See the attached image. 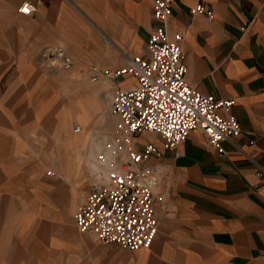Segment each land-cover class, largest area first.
Masks as SVG:
<instances>
[{
    "label": "crops",
    "instance_id": "0c3cea01",
    "mask_svg": "<svg viewBox=\"0 0 264 264\" xmlns=\"http://www.w3.org/2000/svg\"><path fill=\"white\" fill-rule=\"evenodd\" d=\"M4 1L0 264H264V175L256 174L264 168V0H174L168 30L184 31L185 78L233 98L229 111L240 133L222 142L223 152L199 129L174 148L151 131L134 135L137 148L156 144L149 163L160 166L157 233L137 249L78 229L74 212L91 185L85 158L94 149L87 135H69L78 132L69 130V118L83 121L85 79L109 107L114 87L135 83L132 75L92 81L89 66L116 68L134 54L148 56L153 0H28L29 13L18 10L24 0H10L15 15L6 20ZM199 2L212 17L190 13ZM54 46L72 58L69 68L52 63ZM69 69L82 76L70 84L71 116Z\"/></svg>",
    "mask_w": 264,
    "mask_h": 264
},
{
    "label": "built area",
    "instance_id": "2783aa9c",
    "mask_svg": "<svg viewBox=\"0 0 264 264\" xmlns=\"http://www.w3.org/2000/svg\"><path fill=\"white\" fill-rule=\"evenodd\" d=\"M173 3L174 0H153L155 23L147 40V57L134 54L116 68L89 66L92 81L101 75L135 78L128 87L113 88L109 109L117 116L118 143L96 155L97 173L74 212L78 229L103 243L129 249L148 247L157 233L154 204L160 196L154 194V188L160 166L149 163V158L159 154V149L152 141L137 148L136 133H157L163 147L174 148L193 129H199L219 152L224 151V140L240 133L239 122L229 111L233 98L200 91L185 78L184 31L168 30ZM25 5L33 10L28 0L22 1L18 10L25 13L21 11ZM190 13L212 17L211 10L200 2L190 7ZM51 58L53 64L64 68L72 64V58L60 46L52 47ZM80 129V125L74 127L75 131ZM256 174L264 175V168L258 166Z\"/></svg>",
    "mask_w": 264,
    "mask_h": 264
},
{
    "label": "rangeland",
    "instance_id": "374dc122",
    "mask_svg": "<svg viewBox=\"0 0 264 264\" xmlns=\"http://www.w3.org/2000/svg\"><path fill=\"white\" fill-rule=\"evenodd\" d=\"M4 6L5 7H3V14L5 20L7 18L10 19V16L12 18V16L15 15V7L12 5V2L10 0H5ZM10 29V26L5 25L3 30L7 32ZM64 72L66 73V77L69 80L68 115L71 116L72 110L74 109V102L71 100L74 96L70 93L75 89V87L71 86L70 84H72V82H74L75 80H81L82 76L81 72L73 71L72 69L66 70ZM83 87L85 93L83 99V121L81 122L78 119L69 118V130L76 125H80L81 131L71 133L70 130L69 135H79L80 133H83L85 136L87 135V137L89 138V143L91 142V145L93 146V158H85L90 169L91 183L98 170L96 155L98 154V152H108V149L111 148V145H116L118 143L117 138L119 136V133L115 127L117 116L110 112L108 99L105 98L102 94L99 96V98L94 95L95 90L97 89V84L85 79L83 81Z\"/></svg>",
    "mask_w": 264,
    "mask_h": 264
},
{
    "label": "snow or ice",
    "instance_id": "6c2138e0",
    "mask_svg": "<svg viewBox=\"0 0 264 264\" xmlns=\"http://www.w3.org/2000/svg\"><path fill=\"white\" fill-rule=\"evenodd\" d=\"M21 11H23V12H25V13H28L30 10H29V8L27 7V5H25V7L21 9Z\"/></svg>",
    "mask_w": 264,
    "mask_h": 264
}]
</instances>
